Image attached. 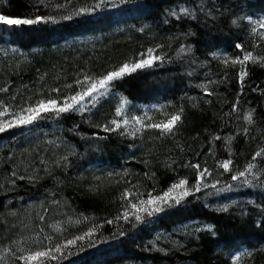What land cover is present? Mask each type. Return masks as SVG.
<instances>
[{
    "label": "trees",
    "instance_id": "obj_1",
    "mask_svg": "<svg viewBox=\"0 0 264 264\" xmlns=\"http://www.w3.org/2000/svg\"><path fill=\"white\" fill-rule=\"evenodd\" d=\"M98 3L0 0V264H264V0Z\"/></svg>",
    "mask_w": 264,
    "mask_h": 264
},
{
    "label": "snow or ice",
    "instance_id": "obj_2",
    "mask_svg": "<svg viewBox=\"0 0 264 264\" xmlns=\"http://www.w3.org/2000/svg\"><path fill=\"white\" fill-rule=\"evenodd\" d=\"M105 2V0H101V3H98L96 5L97 8L101 7V4H103ZM49 18L47 17H36L35 19H28V18H9L8 16H5V15H0V24L2 25H7L8 27H13V26H20V25H32V24H36L38 22H42L44 20H47ZM264 26V25H262ZM237 48H240L241 45L240 44H237L236 45ZM151 51V50H150ZM253 59L252 58V55L251 53H247L243 60H240V61H232V63H241L243 64L244 61H247V60H251ZM151 64V60H143L141 61L140 63H137L135 64V66L133 68H129L128 65H124L123 67H121L119 69V71H115V72H110L107 76H105L103 79H101L98 83L97 82H93L91 84V86L88 88L87 91H85L82 95H78V96H73L71 97V100L75 103H79L81 100H83L84 96H87V95H90L91 93L93 92H96L98 90V88L102 89V88H105V86L107 85V83L109 81H112L120 76H122L123 74H125L126 72H129V71H134L136 68H141V67H144L145 65H150ZM242 76H243V73H242ZM51 108H55L56 107V102L55 101H49L47 104L44 103V102H41L40 105H39V110H42L44 112H47L49 111V109ZM73 108V104L69 103V104H66L64 107H61L58 109V111L60 112H65V111H69L70 109ZM29 111L31 112H37V109H30ZM119 111L117 112V115H119ZM35 119V116L34 115H29L28 117L26 118H21L20 120V123L21 124H27V123H31L32 120ZM246 119L249 120V122H251V115L249 114L248 117H246ZM180 120V116L179 115H174L171 117V119H169L167 121V123H162V124H154V125H150L151 127H155V128H162L164 132H171L174 125ZM12 125L9 124L8 127H11ZM5 131V127L3 125H0V132H3ZM257 155H264V153H258ZM223 167L227 170L228 169V162H225L223 164ZM251 165H249V169H251ZM241 176H244V173L241 172L240 173ZM233 179H237V177L233 176ZM186 183V181L184 180H181L179 182V184H174L172 185V188L169 189L168 192H165L163 197H160V196H157V197H154V198H150L149 200L147 201H140V207H138L136 204H133L132 205V208L133 209H136V212L139 213V212H146L149 216L152 215V212H159L161 211L162 209L159 207V206H155L157 205L158 202L160 203H166L167 200L169 198H172V192L174 189L176 188H180L182 187L184 184ZM185 195H187V193L185 192L184 193ZM143 205H152L154 206L152 208V211H149L148 208L146 207H143ZM124 218L127 219L128 218V212L125 211L124 213ZM135 219L137 221L141 220L142 217L139 215V214H136L135 215ZM109 223H111V221H109ZM86 235H90L89 234H86ZM77 239H84V237H77ZM75 243V240H69L67 242L68 245H71V244H74ZM59 249H57L58 251ZM41 258H51V259H56L55 256H51L49 255L48 252H35L31 255H29L28 257L26 258H23L25 259L26 261H33V260H40Z\"/></svg>",
    "mask_w": 264,
    "mask_h": 264
}]
</instances>
